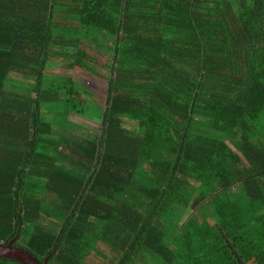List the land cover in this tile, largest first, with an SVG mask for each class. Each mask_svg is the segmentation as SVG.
<instances>
[{
	"label": "trees",
	"instance_id": "trees-1",
	"mask_svg": "<svg viewBox=\"0 0 264 264\" xmlns=\"http://www.w3.org/2000/svg\"><path fill=\"white\" fill-rule=\"evenodd\" d=\"M77 58L108 72L102 109L49 73ZM257 140L264 0H0V244L38 264H264Z\"/></svg>",
	"mask_w": 264,
	"mask_h": 264
},
{
	"label": "rangeland",
	"instance_id": "rangeland-1",
	"mask_svg": "<svg viewBox=\"0 0 264 264\" xmlns=\"http://www.w3.org/2000/svg\"><path fill=\"white\" fill-rule=\"evenodd\" d=\"M80 52L104 65L110 64L109 55L102 51H97L95 49L92 50L89 47H82ZM120 58L121 56L117 58L118 63H128L127 59L123 58L120 60ZM49 73L56 76H63V79H67L75 93L81 92L82 90L90 92L91 96H87L85 98L90 103L92 109H102L104 107V96L107 90L106 79L108 77V72L104 68L94 62L92 63L90 61L77 58L73 62L70 69L66 70L63 66H59L57 68H52ZM57 80H60V78H57ZM81 95L84 96L83 94ZM67 118L71 123L79 125L84 129H89L92 132H97L99 130V124L94 123L89 119L82 118L76 114H69ZM257 141L258 143H254V146H259L264 152V144L259 140ZM226 144L230 149H235L232 143L226 141Z\"/></svg>",
	"mask_w": 264,
	"mask_h": 264
},
{
	"label": "water",
	"instance_id": "water-1",
	"mask_svg": "<svg viewBox=\"0 0 264 264\" xmlns=\"http://www.w3.org/2000/svg\"><path fill=\"white\" fill-rule=\"evenodd\" d=\"M12 242L13 240L6 245L0 244V258L11 259L19 264H38L30 254L12 246Z\"/></svg>",
	"mask_w": 264,
	"mask_h": 264
},
{
	"label": "crops",
	"instance_id": "crops-1",
	"mask_svg": "<svg viewBox=\"0 0 264 264\" xmlns=\"http://www.w3.org/2000/svg\"><path fill=\"white\" fill-rule=\"evenodd\" d=\"M69 120V119H68Z\"/></svg>",
	"mask_w": 264,
	"mask_h": 264
}]
</instances>
